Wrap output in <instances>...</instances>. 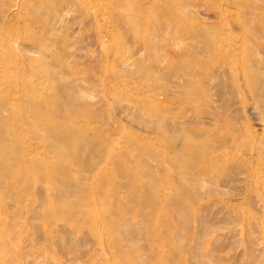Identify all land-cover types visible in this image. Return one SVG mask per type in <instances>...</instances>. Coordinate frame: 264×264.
Returning <instances> with one entry per match:
<instances>
[{"label": "rangeland", "instance_id": "1", "mask_svg": "<svg viewBox=\"0 0 264 264\" xmlns=\"http://www.w3.org/2000/svg\"><path fill=\"white\" fill-rule=\"evenodd\" d=\"M112 1L0 0V264H264V0Z\"/></svg>", "mask_w": 264, "mask_h": 264}, {"label": "bare ground", "instance_id": "2", "mask_svg": "<svg viewBox=\"0 0 264 264\" xmlns=\"http://www.w3.org/2000/svg\"><path fill=\"white\" fill-rule=\"evenodd\" d=\"M45 1H46V0H45ZM108 1L110 2V1H112V0H108ZM113 1H115V0H113ZM113 1H112V2H113ZM31 5H32V4H31ZM31 5H30V6H31ZM41 43H42V42H41ZM34 48H35V47H34ZM42 50H43V51H42ZM42 50H41V52H40V53L42 54V56L47 57V56H48V55H47L48 52H46L44 49H42ZM37 53H39V52H37ZM48 54H49V53H48ZM253 86H254V85H253ZM80 91H81V89H80ZM38 119L40 120L41 117H38ZM47 130H48V132H47L48 134H49V133L52 134V133L54 132V131H52L51 128H50V129H47ZM38 132H39V131H38ZM39 133L42 134L41 131H40ZM59 137H60V138H63L64 135H63V134H59ZM193 146H194V148H199V147H198L197 145H195V144H194ZM189 147H190V144H189V143H188V145H187L186 147H185V144L181 147L182 149H181L180 153H181L182 157L187 156V154H188L189 152H191V153H192V152H195V149H194V148H190V149H189Z\"/></svg>", "mask_w": 264, "mask_h": 264}]
</instances>
